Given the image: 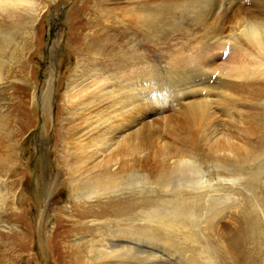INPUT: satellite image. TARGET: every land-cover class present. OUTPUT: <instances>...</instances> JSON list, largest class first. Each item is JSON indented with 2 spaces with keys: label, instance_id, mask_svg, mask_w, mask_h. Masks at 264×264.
I'll use <instances>...</instances> for the list:
<instances>
[{
  "label": "rangeland",
  "instance_id": "1",
  "mask_svg": "<svg viewBox=\"0 0 264 264\" xmlns=\"http://www.w3.org/2000/svg\"><path fill=\"white\" fill-rule=\"evenodd\" d=\"M101 1L37 0L40 3V7H36L39 17L32 30H29L32 34L24 33L25 35L18 38L19 45L28 46L29 49L17 58L9 57L5 60L7 67L5 66L3 80L0 82V264H83L84 257L91 259L88 253L91 242L97 244L103 237L116 238V235L123 236L126 233L129 227L125 219L126 212L142 207V203H147L151 198L162 200L164 197H171L159 189L156 181L158 178L154 177L150 181L152 186L142 194L136 190L133 193L123 191L90 201L86 198L76 199L74 192L77 187L71 184V180L76 178L75 168L71 164L74 162L67 159V169L62 163L65 153L63 133L71 118L66 99L68 85L72 76L80 82L84 80L85 84L90 70L95 66L108 70L115 66H135L141 62L144 65L146 62L150 70L153 68L163 82L166 74L172 70L171 56L175 50L197 47L194 40L204 34L207 36V32L211 35V32L200 28L191 16H181L177 12L174 15L176 23L172 22L166 28L163 27L161 32H153V35L146 38L144 36L148 35L131 20L120 16L121 12L115 6L107 4L113 12L98 11L101 5L98 3ZM24 6L19 7L21 10H17V13L3 8L7 15L0 10L3 14L2 16L0 13V22L5 20V24H8V19L17 15L26 27L31 13L28 12L29 7ZM103 9L106 6L103 5L101 10ZM236 21L235 14L229 12L222 25L224 35L234 32L230 36L235 37L238 33ZM21 32H25L24 29ZM81 35L86 39L85 46H78ZM229 43L230 46L214 49L218 57L213 60L217 61L204 71L219 73L244 67L250 85L233 93L234 98L245 100L241 101L242 106L235 107L225 96L219 99L221 102H217L205 95L211 104L206 108L207 118L203 129L197 131L194 119L205 107L203 95L206 92L197 93L194 95L196 97L184 101L187 105L176 106L174 99L183 97H172L174 90H166L158 93L160 100L153 93L147 94L149 97L142 103L138 115L140 118H137L145 117L143 126L139 124L138 127L146 129L145 135L150 138L145 164L150 175L159 174L156 171L161 164L156 152L161 146L164 149L166 147L149 134L165 136L178 146L195 150L203 160L205 179L213 194L200 197V201L204 200L200 203L205 205L211 197H218L222 205L226 195L231 196L230 203L233 206L229 204V207L223 208L218 217H213L215 221L210 220L211 223L206 218L207 211L204 210L199 221L200 226L198 225L200 230L197 228L203 238L206 236L219 242L228 255L234 252L229 239L233 236L235 239L239 238L237 221L239 222L240 215L237 214L243 206L241 201L245 204V195L249 194L240 184L217 182L214 166L218 154L212 151V147L216 140H219L220 146H224L229 135L247 142L251 151L258 147V139L262 138L264 142V67L259 65L257 59L244 55H235L229 59L233 54L234 41ZM88 44L96 51L92 48L91 51ZM143 64L138 68L142 69ZM194 67L195 63L192 68L195 69ZM216 79L217 75H213L209 80L210 84L202 87L210 89ZM118 88H115L116 92ZM87 112L88 110H83V113ZM256 164L258 163L248 169H257ZM263 165L264 163L261 165L263 184L259 187L258 197L264 205ZM177 170L179 175L174 174L176 178L187 177L181 167L175 171ZM128 174L122 173L118 180L124 183ZM213 188H222V191L219 190L221 194ZM260 218L264 225L263 213ZM202 228L208 230V233ZM134 229L142 234L143 225L138 224ZM113 241L116 243L118 239ZM138 245L144 251L154 249ZM255 248L254 251L257 255L259 253L261 259L260 264H264V237L257 240Z\"/></svg>",
  "mask_w": 264,
  "mask_h": 264
},
{
  "label": "bare ground",
  "instance_id": "2",
  "mask_svg": "<svg viewBox=\"0 0 264 264\" xmlns=\"http://www.w3.org/2000/svg\"><path fill=\"white\" fill-rule=\"evenodd\" d=\"M163 1L102 0L98 3V5L101 4L98 11L103 13L112 10L113 12V9L110 10L108 5L115 6L116 10L121 12L120 16L131 20L141 28L144 34L148 35L144 36L146 38L153 35V32H161L172 22L176 23L174 15L177 12L181 16H191L201 26L200 28L211 32V35L207 32L208 37L204 34L194 40L197 47L189 46L187 49L175 50L171 56L172 70L166 74L165 81L161 82L159 74L153 68L150 70L146 62H144L145 65L141 62L135 66H115L108 70L95 66L90 70L85 84L84 80L80 82L72 76L71 83L68 85L66 99L71 111V118L63 133L65 153L62 163L67 169V159L74 162L71 164L75 168V172H73L76 174V178L71 180V184L77 187V191L74 192L76 199L86 198L90 201L123 191L133 193L136 190L142 194L152 186L150 181L154 177L158 178L156 181L160 186L159 189L167 193L169 197L171 196L170 198L164 197L162 200L151 198L146 201L147 203H142V207L126 212L125 219L129 223L126 233L123 236L116 235L118 239L116 243L113 241L116 239L115 237L106 239L101 234L103 238L100 242L97 244L91 242L88 251L91 259L84 257L83 264H260L259 253L257 255L254 249H256L257 240L264 237V225L260 218L261 213L264 214V205L261 198L258 197L259 187L263 184L261 181L263 170L261 165L264 163L263 139H258V147L254 151H251L247 142L234 135H229L226 138L224 146H220L219 140H216L212 147V151L218 154L214 166L217 171V182L240 184L249 194V196L245 195V204L241 201L243 206L237 214V216L240 215L239 222L237 221L238 226L236 225L239 238L229 237L232 249L234 248V252L230 253V256L219 242L210 237L203 238L197 228L204 210L207 211L208 217L206 218L211 223L210 220L213 217L219 216L223 208L232 204L230 203L231 196L223 195L225 200L222 205H220L218 197H211L212 199L205 205L202 204L204 200H201L202 203H200V197L204 198L209 193L213 194L211 193L212 188L205 179L203 160L199 158V154L195 150L178 146L165 136L149 134L166 147L164 149L161 146L156 152L161 164L156 171L159 174L150 175L145 167L150 138L145 135L146 129L142 127L145 117L137 118H140L138 115L142 109V103L149 97L147 94L153 93L158 99L160 98L158 93L166 90H174L175 93L172 97H183L174 99L173 103L176 106L187 105L184 101L197 93L206 92L203 95L205 107L195 115L194 119L197 131L203 129L207 118L206 108L208 104H211L207 97L221 102L219 99L225 96L233 102L235 107L242 106L243 99L234 98L233 93L240 92L241 88L250 85V79L247 77L244 67L219 73L212 71L208 73L209 71L206 72L204 69H209V66L217 61L213 60L218 57L214 53V49L230 46L229 42L232 40L234 49L229 59L235 55L236 57L244 55L257 59L259 65L264 67V0ZM24 5L29 7L28 12L31 13L26 27L21 18L16 17L17 15H9L12 17L8 19V24H5V20L0 22V82L3 80L6 58H17L29 49L28 46L21 47L18 38L24 33L30 35L31 31L29 32V30H32L39 17L36 7H40L37 0H0L2 12L9 8L15 13L17 10H21V6L25 7ZM103 5L106 6V9L101 10ZM3 8L6 9L3 11ZM7 11L9 10L7 9ZM229 12L237 17L236 29L238 33L234 38L230 36L234 32L224 35L222 29ZM1 15L3 16L2 13ZM22 29L25 32H21ZM106 38L108 40L107 36ZM81 42L78 43V46H85L86 39L83 35H81ZM88 45L89 49L95 50L91 44ZM193 63L196 64L195 69L192 68ZM141 64L144 65L142 69L138 68ZM213 75H217L214 84L210 89L203 88L202 85L210 84L209 80ZM115 88H118L117 92ZM83 110H88V112L83 113ZM139 124L142 126L138 127ZM254 163H258L256 164L258 168H254L253 171L251 170L253 168L248 169ZM179 167L184 170L187 177H181L182 179L175 177L174 174L179 173L178 170H175ZM64 168L61 166V170L66 174ZM126 172L129 173L127 179L121 183L122 181H119L118 178ZM213 189L219 192L222 188ZM118 215L122 216V213ZM213 221L215 220L213 219ZM138 224L143 225L142 234L134 229ZM204 229L202 228V230ZM138 244L148 246L146 249L150 247L154 249L144 251L143 247L141 248ZM76 261L77 259H75Z\"/></svg>",
  "mask_w": 264,
  "mask_h": 264
}]
</instances>
